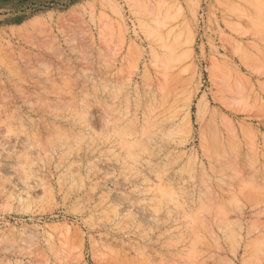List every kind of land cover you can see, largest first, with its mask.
Here are the masks:
<instances>
[{
	"label": "rangeland",
	"instance_id": "1",
	"mask_svg": "<svg viewBox=\"0 0 264 264\" xmlns=\"http://www.w3.org/2000/svg\"><path fill=\"white\" fill-rule=\"evenodd\" d=\"M0 264H264V0H0Z\"/></svg>",
	"mask_w": 264,
	"mask_h": 264
},
{
	"label": "bare ground",
	"instance_id": "2",
	"mask_svg": "<svg viewBox=\"0 0 264 264\" xmlns=\"http://www.w3.org/2000/svg\"><path fill=\"white\" fill-rule=\"evenodd\" d=\"M102 122H104V121H102ZM116 125V124H115ZM147 128H148V126H147ZM159 128V127H158ZM179 128V127H178ZM69 132V131H68ZM167 132V131H166ZM167 133H169V132H167ZM118 134V133H117ZM116 134V135H117ZM156 134V133H155ZM170 134V133H169ZM154 135V134H153ZM118 136H119V134H118ZM123 136V135H122ZM142 136V135H141ZM158 137V136H157ZM76 139V138H75ZM82 139V138H81ZM74 140V139H73ZM140 140H141V138H140ZM143 140V139H142ZM124 142V141H123ZM126 142V141H125ZM130 144H132V143H130ZM130 144L128 145V147H130ZM151 155V154H150ZM132 156V155H131ZM159 186V185H158ZM162 189V188H161ZM163 190H164V188H163ZM162 192V191H161ZM170 193V192H169ZM162 195V194H161ZM164 195V194H163ZM165 196V195H164ZM165 197H167V196H165ZM18 200L20 201V202H23V200H25L24 199V197H20V196H18ZM156 201V200H155ZM162 204V203H161Z\"/></svg>",
	"mask_w": 264,
	"mask_h": 264
}]
</instances>
